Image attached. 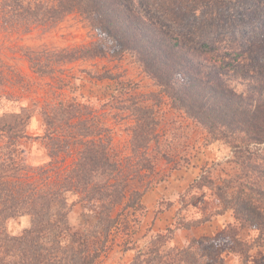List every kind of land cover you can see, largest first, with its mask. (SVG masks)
Wrapping results in <instances>:
<instances>
[{
	"label": "trees",
	"instance_id": "obj_1",
	"mask_svg": "<svg viewBox=\"0 0 264 264\" xmlns=\"http://www.w3.org/2000/svg\"><path fill=\"white\" fill-rule=\"evenodd\" d=\"M71 13L96 39L71 48H26L33 72L59 73L64 85L71 63L128 54L158 88L149 95L153 101L167 98L207 141L230 152L214 164L224 166L221 175L202 168L193 185L213 190L221 207L216 215L231 211L233 222L216 237H192L180 248L166 246L173 231L167 228L137 248L129 264H222L216 261L221 247L247 264L250 251L264 247V0H0L1 24L23 33L30 26L53 29ZM97 77L132 98L130 154L123 158L111 156V129L88 102L59 98L0 116L6 140L0 151V264H97L120 222L115 208L125 199L124 210L142 208L149 183L131 191L129 184L155 173L149 148L158 138V120L133 98L131 83L108 71ZM4 81L0 72V86ZM33 117L41 126L33 137L45 144L48 158L35 167L13 155L18 140L32 137ZM76 205L91 208L95 223L73 229L68 215ZM20 216L29 217V226L8 234L6 221Z\"/></svg>",
	"mask_w": 264,
	"mask_h": 264
},
{
	"label": "rangeland",
	"instance_id": "obj_2",
	"mask_svg": "<svg viewBox=\"0 0 264 264\" xmlns=\"http://www.w3.org/2000/svg\"><path fill=\"white\" fill-rule=\"evenodd\" d=\"M21 29H12L0 22V72L5 76L0 86V116L18 112L20 107L31 106L33 103L54 102L59 98L88 102L111 129V156L123 158L130 154L129 135L133 122L128 108L132 98L118 95L119 92L114 91L113 81L97 77L108 71L119 77L120 81L131 83L133 87L130 93L133 98L151 107L158 120L157 143L152 142L149 148L154 159L155 173L135 179L129 184L131 191L144 189L149 183L145 200L141 199L142 208L124 210L126 199L115 208L113 215L118 214L120 222L109 233L97 264H129L135 250L156 234L151 230L154 222L157 227H165L157 233H165L167 228L173 229L167 238V247L186 246L193 237L192 233H180L178 229H185L187 224L199 226L195 223L204 219H208V222L221 209L213 190L199 188L193 183L202 174V168L211 167V175H221L224 166L215 167L214 164L230 157L226 145L207 141L205 131L182 111L171 108L167 98L160 95V101H153L149 95L157 93L158 88L141 70L134 57L128 54L121 59L106 57L71 63L64 72V85L56 79L62 77L59 73L56 77H46L33 72L23 55L26 48L34 49L42 45L71 48L96 39L86 21L77 13L65 16L50 30L30 26V30L23 33ZM27 132L32 137L17 141L14 157L17 161L24 159L32 167L46 163L48 158L45 144L33 137L41 135L37 117L32 118ZM5 141L0 136L1 152ZM89 209L81 205L73 208L68 215L73 229H79L78 226L82 224L95 223V214ZM125 220L127 227L121 222ZM28 226L27 216L15 217L5 223L7 233L12 236L20 234ZM223 228L207 237L218 236ZM263 258L264 247L254 248L248 255L247 264H257ZM219 260L222 264H241L239 256L229 254L225 247L218 249L216 261Z\"/></svg>",
	"mask_w": 264,
	"mask_h": 264
},
{
	"label": "crops",
	"instance_id": "obj_3",
	"mask_svg": "<svg viewBox=\"0 0 264 264\" xmlns=\"http://www.w3.org/2000/svg\"><path fill=\"white\" fill-rule=\"evenodd\" d=\"M147 192L143 195L142 201L145 200V196ZM157 221V220H156ZM233 222L232 214L230 211H225L223 214L216 215L211 218L208 222L206 221L204 224H199V226L191 227L190 230L188 229H178V231L184 234H191L193 237H200V236H211L214 232H219L224 226ZM151 230L155 233L161 232L165 227H157L156 222ZM185 238V237H184ZM187 240V238H186ZM185 240V241H186Z\"/></svg>",
	"mask_w": 264,
	"mask_h": 264
}]
</instances>
